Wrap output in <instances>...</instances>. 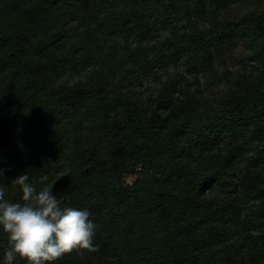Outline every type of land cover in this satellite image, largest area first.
I'll list each match as a JSON object with an SVG mask.
<instances>
[{
	"label": "trees",
	"instance_id": "1",
	"mask_svg": "<svg viewBox=\"0 0 264 264\" xmlns=\"http://www.w3.org/2000/svg\"><path fill=\"white\" fill-rule=\"evenodd\" d=\"M0 172L90 213L54 264H264V0H0Z\"/></svg>",
	"mask_w": 264,
	"mask_h": 264
},
{
	"label": "clouds",
	"instance_id": "2",
	"mask_svg": "<svg viewBox=\"0 0 264 264\" xmlns=\"http://www.w3.org/2000/svg\"><path fill=\"white\" fill-rule=\"evenodd\" d=\"M41 180L46 181L47 177ZM28 181V175L13 181L22 190L23 203L5 201V191L0 186V228L9 240L6 264H12L17 256L28 264H54L77 249L96 251L95 225L89 219L90 213L62 207L52 187L45 185L37 191Z\"/></svg>",
	"mask_w": 264,
	"mask_h": 264
},
{
	"label": "rangeland",
	"instance_id": "3",
	"mask_svg": "<svg viewBox=\"0 0 264 264\" xmlns=\"http://www.w3.org/2000/svg\"><path fill=\"white\" fill-rule=\"evenodd\" d=\"M235 56H236L235 59H232V60H229L228 61V65H229V68L231 70H236V68H238V66H239V60L241 58L245 57L244 50L243 49L237 50ZM152 88H153V86L152 85H149V83H144L143 84V87H142L143 90H149V89H152ZM133 180H134V177H131V178L128 179V181L130 183L133 182Z\"/></svg>",
	"mask_w": 264,
	"mask_h": 264
}]
</instances>
